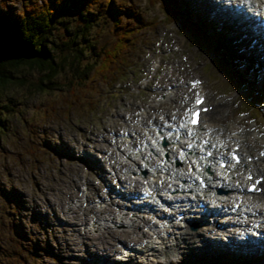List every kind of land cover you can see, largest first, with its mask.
Instances as JSON below:
<instances>
[{"label":"rangeland","instance_id":"obj_1","mask_svg":"<svg viewBox=\"0 0 264 264\" xmlns=\"http://www.w3.org/2000/svg\"><path fill=\"white\" fill-rule=\"evenodd\" d=\"M127 2L144 20L162 16L157 4H149L147 0ZM18 3L19 0H12L11 5L7 4L15 8ZM183 7L186 13L196 16L190 3L186 1ZM205 13L202 11L198 16L210 23L211 30H205L208 41L202 34H198V39L206 41L207 45L193 46L189 42L190 30H179L176 22L159 20L155 26L142 31L130 52L132 64L127 66L119 83L107 89L102 81L93 80L95 92H100L101 97L94 99L91 112L65 107L68 95L62 96L56 88L42 87L38 91L30 88L27 93L28 88L24 86H8L0 92V113L4 112L5 126L0 132V264L9 263L15 254L18 264H207L214 260L227 264H264V247L255 254L235 253L221 246L214 252L204 248L201 241L208 235L217 236L215 242L227 237L222 228L216 234L205 232V227L186 229L190 235L180 237L175 245L174 239H178L179 234L183 236L184 230H172L175 238H170L162 254L133 250L134 242L153 235L158 224L142 223V219L151 218L155 222V218L148 212L136 211L135 206H129L127 197H121L126 188L134 185L135 178H139L131 172L144 165L140 158L127 163L126 157L132 158V148L143 136L141 131L148 134L149 127L157 124L155 118L168 125L182 120L193 96L188 86L190 79L198 77L213 96L233 100L230 105L221 107L227 112L224 121L230 129L248 126L245 124L248 116L243 111H257L255 121L259 126L256 128L262 136L255 147L264 145L261 94L264 93V58L256 60L257 64H262L257 70L253 67L250 70L240 61L236 65L228 58L226 61L225 40L218 41L212 31V20L216 24L217 21L211 16L208 20ZM234 30L229 36L243 40L240 34L233 35ZM229 39L226 38V43L237 59L241 58L240 54L249 56L248 52L231 47ZM212 41H216L214 46ZM248 48L253 52L251 46ZM213 49L222 52L216 53ZM207 66L214 70V75L207 72ZM18 73L27 79L36 78L32 69L20 68ZM231 74L241 80V85L229 80L233 78ZM58 78L65 79L63 73ZM168 85H174L175 89L169 98L160 101ZM97 94L94 93V97ZM83 105L90 109L89 104ZM10 107L13 111L8 113ZM47 108L53 117L47 115ZM218 116L219 111L213 124L220 126L223 121ZM122 131L131 132L132 139L121 142ZM143 161L147 165L146 173L150 166L158 163V160L147 162V157ZM239 179L243 188L240 174ZM238 181L234 179L233 184L239 185ZM141 186H136L134 193L141 191ZM108 192L121 202L113 198L108 202L112 197ZM231 195V191L226 193L227 197ZM91 206L94 208L89 212ZM111 230L118 233L114 234L116 238L111 237L114 236ZM107 242L112 245L110 250L105 248ZM130 247L129 255L115 260L131 250Z\"/></svg>","mask_w":264,"mask_h":264},{"label":"trees","instance_id":"obj_2","mask_svg":"<svg viewBox=\"0 0 264 264\" xmlns=\"http://www.w3.org/2000/svg\"><path fill=\"white\" fill-rule=\"evenodd\" d=\"M11 2L0 0V92L8 86H24L27 93L30 88H56L62 96L68 95L65 107L87 112L94 107V99L101 97L93 80L102 81L107 89L118 84L132 64L130 52L139 35L159 21L142 19L127 0H19L15 8ZM147 2L158 5L163 23L177 22L185 28L186 19L176 0ZM20 68L32 69L36 78L27 79L18 73ZM211 70L207 66V72L214 75ZM60 73L65 79L58 78ZM236 81L241 80L236 77ZM1 108L7 111L4 105ZM46 113L53 117L48 108ZM3 118L4 112L0 113V132L5 129ZM6 264H18V255Z\"/></svg>","mask_w":264,"mask_h":264},{"label":"bare ground","instance_id":"obj_3","mask_svg":"<svg viewBox=\"0 0 264 264\" xmlns=\"http://www.w3.org/2000/svg\"><path fill=\"white\" fill-rule=\"evenodd\" d=\"M201 5H203V6H205L206 8H210L211 7V5H209L208 4V2H206L205 0H197ZM212 2H215L216 0H211ZM217 1H221L223 4H225L224 2L225 1H227V0H217ZM257 1H262V0H251L250 2L251 3H255V2H257ZM235 0H233L232 2H231V4L227 7V10L234 16V18H235V21H236V23L240 26V27H236V28H233V30H234V34L233 35H237V34H240L241 35V37H243V40H240L239 38H234V37H232V36H227V39H228V37H230V39L229 40H227L228 41V43L231 45V47L232 46H234L235 48L234 49H237L238 51L239 50H241L242 49V51H246V52H248L249 53V56H252L251 57V67H253L255 70H257V67L259 66V65H262V64H257L256 63V60H261L262 58H264V41H262V40H259V39H257V38H255V36H257V35H259V32H258V30L256 29V30H251L249 27H247V26H244L245 25V23L246 22H252L253 21V18L252 17H247V16H245L242 12L241 13H237L236 11H235V9H234V5H235ZM217 3V2H216ZM213 10V8H211L210 10H208V11H206V13L205 14H210V12ZM217 17V16H216ZM220 21H221V18L220 17H217ZM259 26V25H258ZM251 46V49H252V51L253 52H251L250 50H247L246 48H248V47H250ZM253 46V47H252ZM249 49V48H248ZM237 59V58H236ZM241 59V58H240ZM264 70V69H263ZM196 78H198V77H196ZM196 78H194V79H196ZM194 79H190L189 81H191V80H194ZM188 81V82H189ZM191 89V88H190ZM189 89V90H190ZM203 89H204V83L203 82H201L199 85H197V86H195V87H192V91H194V92H199V93H202L203 92ZM186 90V89H185ZM175 92V91H174ZM193 92V93H194ZM177 93V92H176ZM191 94V93H190ZM204 105H206V106H210L211 107V109L209 110V111H206L207 113H211V111L212 110H214L215 109V107L217 106V103H215L214 102V100H213V98L211 97V95L207 92V91H205L204 90ZM151 108L152 107H149V110H151ZM186 108V107H185ZM184 108V109H185ZM207 113H203L202 115H201V118H202V120L200 119V121H201V124L202 123H209L210 122V118H206L207 116ZM157 124L156 125H158V128H162V125H161V123L155 118V120H154ZM175 125H177L176 127H178V128H183L184 126H185V124L184 123H176ZM209 137V132H207L206 134H205V136L204 137H202V138H208ZM167 139L169 138V137H166ZM219 142H220V144H221V146H223V145H225V144H227L225 141H223L222 139H219L218 140ZM121 142H123L124 143V141L122 140ZM141 145V144H140ZM100 148V147H99ZM98 147H97V149L98 150H101V149H99ZM102 151V150H101ZM108 152V151H107ZM111 159V158H110ZM159 160V159H158ZM207 161H210V160H207ZM165 164V163H164ZM122 165V164H121ZM242 166H244V167H247V168H249L248 170H250V171H254V172H257V174L259 175V174H263L260 170H258V168L255 166V164H250V163H248V164H242ZM161 168H166L167 170H168V168H169V166H168V164H165V165H161V164H159V161H158V163L155 165V166H150V170H149V177L151 176V175H153L155 172H161L159 169H161ZM166 169H165V171H166ZM263 172H264V170H262ZM232 172H234V175H229V174H222L223 175V177L224 178H227V179H229V177H230V179H237L238 178V173H237V168H236V170H233ZM151 174V175H150ZM178 175H179V173L177 172V171H171L170 173H167L166 174V176H163V177H161V178H155V179H153L152 181H151V183H149L147 180H142L141 178H135V180H134V185L133 186H129L128 187V189H127V191H126V189L123 191V193H122V196L121 197H123V198H125V197H127V198H131V196H132V194L135 192V190L137 189L136 188V186L137 187H140V185H142V186H144V187H147V188H149V189H152V192H154V191H156L158 194H160V195H162V200L161 201H167L166 200V198L164 199V197H163V194L161 193V191H163L164 189H171V188H173L174 187V183H176V182H174L175 180H179L181 183H183V185H182V187H190V186H194V185H191V183L190 184H188V185H185L184 184V181H186L187 183H188V181L185 179H183V177H184V174H183V176L182 177H178ZM128 178V177H127ZM170 178H172L173 180L172 181H170ZM107 179H108V177H107ZM124 179V178H123ZM126 179V178H125ZM169 179V180H168ZM116 180H117V178H116ZM109 181V180H108ZM124 182L126 181V180H123ZM128 181V180H127ZM239 182V181H238ZM237 182V183H238ZM109 183H110V181H109ZM131 183V182H130ZM236 183V184H237ZM260 184V183H259ZM258 184V185H259ZM176 185V187H178L177 186V184H175ZM232 186L235 188L234 190H232V189H229V187L228 186H226V185H223L221 188H226V189H228V190H226V192L228 193V191L230 192H235V194L237 195V197H239V196H241V189H240V187H238L237 185H234L233 184V181H232ZM110 191H112L113 193H115L113 190H111L110 189ZM109 193V192H108ZM186 193H188V192H183V194H182V196L183 195H186ZM127 194V195H126ZM108 195H110V193L108 194ZM159 195V196H160ZM190 195H193V193H191ZM252 195H254V194H252ZM110 196H112V195H110ZM202 196H204L203 194H202ZM231 197V196H230ZM230 197H227L226 195H222V196H220V198H221V204L222 205H227L228 204V201H229V199H230ZM253 196H250V198H252ZM114 199V200H116L118 203L119 202H121L119 199L117 200V199H115V196H112V197H109L108 198V202H112V200L111 199ZM187 200H189L188 198H187ZM214 200H216V199H214ZM142 201H144V200H142ZM219 201V200H218ZM217 201V202H218ZM129 202L131 203L132 201H130L129 200ZM250 202V203H249ZM256 203H253V200H245V201H241V207L243 206L244 208H248L249 210V213H247V215L246 216H251V214L252 215H254L255 214V212L257 211L254 207H258V206H256L255 205ZM93 206H91L90 207V210H89V212H92V210H93ZM137 211V210H136ZM215 211L216 210H213V211H211V213H212V215H210L214 220H213V222L211 223V225L209 226L208 224L206 225L207 227H206V232L207 233H213L214 231H215V229H217V228H214V226H216V224H217V219L216 218H214L215 216H216V213H215ZM139 212V211H138ZM149 214H150V216L151 217H153V218H155V222L154 221H151V218H145L144 220L142 219L141 221H142V223H150L152 226H156V224H158L157 226H158V229L155 231V232H153V235L152 234H150V235H146L147 237H145V239L144 240H146L144 243H143V245H141V241H136V242H134L136 245H135V247H134V252H142V253H145L146 251H160L161 252V254L164 252V249H166L167 247H168V245H166L168 242H165L164 240L166 239L164 236H163V234H159V232L160 231H171V229L172 228H170V227H164L163 225H165V223L164 224H162V220H161V217H162V215H163V212L160 210H156V209H154V210H152V211H149L148 212ZM215 214V215H214ZM185 216V215H184ZM187 216V215H186ZM260 218L261 219H263L264 218V215L262 214V212H260ZM187 220H188V216L186 217V220L184 221V219H183V221L182 220H180L181 222H182V228H185L186 227V225H185V223L187 222ZM261 221V220H260ZM209 222V221H208ZM196 224L198 225L199 223L198 222H196ZM229 224H231V222H229ZM185 226V227H184ZM135 228H137V226L135 227ZM205 230V229H204ZM224 231H226L225 233H226V235H227V237L226 238H228V243L229 244H232L233 243V241L236 239L235 238V230H231V229H229V230H224ZM111 232H113L112 230H111ZM114 234H118V233H116V232H113V235ZM234 235V236H231V235ZM181 234H179V237H178V239H174L175 238V235H172V238L174 239V245H175V241H177V240H179L180 241V237L181 238H184V237H186V236H189L190 235V233L189 232H187V230L185 231V232H183V236H180ZM223 235H225V234H223ZM152 236V237H151ZM111 237H113V238H116V236L114 235V236H112L111 235ZM207 240H211V239H213V238H215L214 236H210V235H208L207 237ZM226 238H221V242L219 243V242H217V243H215V244H213V245H211L210 244V242L211 243H214L215 241H208L207 243L205 242V240H203V241H201L202 242V245L204 246V248H206V249H210V251L211 252H214V251H216V248L217 247H219V246H221V247H223L224 249H226L227 247H226V243H224V241L226 240ZM155 240V241H152V240ZM202 240V239H201ZM217 240V239H216ZM239 242L241 241L242 242V240L241 239H239L238 240ZM153 242H157L158 244H154ZM182 242V241H181ZM184 242V241H183ZM186 242V241H185ZM240 242V243H241ZM122 245V244H121ZM111 244L110 243H106V247L105 248H107L108 250H110L111 249ZM243 245L241 244V246H238L237 248L238 249H241V247H242ZM245 246V245H244ZM263 247H264V243H261V242H257V244H256V249L255 250H253V251H251V248H246V252L247 253H253V254H255V253H258V250L261 252V250L263 249ZM125 248H128V247H125ZM98 252V251H97ZM131 252H128V253H126V256L127 255H129Z\"/></svg>","mask_w":264,"mask_h":264},{"label":"snow or ice","instance_id":"obj_4","mask_svg":"<svg viewBox=\"0 0 264 264\" xmlns=\"http://www.w3.org/2000/svg\"><path fill=\"white\" fill-rule=\"evenodd\" d=\"M196 83H199L198 81L196 82ZM204 103V100H203V97H199V95H198V98H197V100H196V104L197 105H201V104H203ZM209 109L208 108H204L203 109V111H208ZM199 111H197V112H195L194 114H193V118H192V123L193 124H196L197 123V117L199 116ZM234 159H235V157H233ZM221 167H223V164L221 165ZM257 183H259V181L257 182Z\"/></svg>","mask_w":264,"mask_h":264}]
</instances>
